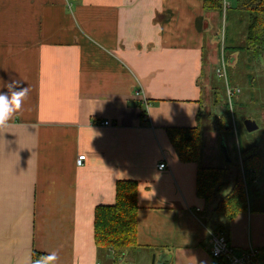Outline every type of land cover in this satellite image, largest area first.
I'll return each instance as SVG.
<instances>
[{
	"label": "crops",
	"instance_id": "obj_1",
	"mask_svg": "<svg viewBox=\"0 0 264 264\" xmlns=\"http://www.w3.org/2000/svg\"><path fill=\"white\" fill-rule=\"evenodd\" d=\"M237 2L220 14L204 0H0V92L11 95V80L28 88L0 128V264H33L36 252L111 264L98 258L95 210L115 204L119 181L138 185L139 248L118 264H212L211 235L224 228L240 253L264 250V212L229 225L207 209L198 164L181 162L167 134L197 127L205 49L213 64V27Z\"/></svg>",
	"mask_w": 264,
	"mask_h": 264
},
{
	"label": "trees",
	"instance_id": "obj_2",
	"mask_svg": "<svg viewBox=\"0 0 264 264\" xmlns=\"http://www.w3.org/2000/svg\"><path fill=\"white\" fill-rule=\"evenodd\" d=\"M223 6L224 0H204L205 11L222 14ZM235 17L236 19L239 17L237 25L244 23L242 34L244 41L241 45H233V39L230 41L226 39L225 52L230 55L242 53L249 56L251 60L262 58L264 56V0H238L237 7L227 11L226 22L234 20ZM213 90L214 95L220 99L225 93L227 94V88L224 85H215ZM202 115L201 112L197 116L196 128L167 129L169 140L179 160L183 163H196L199 166L197 196L205 201L207 209L223 215L229 225L249 209L264 212V209L251 208L254 196L261 197L254 185L257 183L256 176L262 175L263 169L260 145L244 146V141L238 136L237 146L242 159L243 173L238 171L237 178L232 179L227 168H204L201 162L205 148L206 126ZM227 116L229 117L230 114ZM228 121L221 119L218 121V126L225 129L230 125L229 118ZM253 134L248 136L251 137ZM234 148L237 150L236 147ZM138 212L137 183L119 181L116 185L115 204L98 206L95 210V243L100 261L105 259L111 264H118L126 253L139 248ZM222 231L228 235L227 229L224 228ZM261 251L264 258V250ZM32 260L33 264H47L51 261L48 256L37 252L33 254Z\"/></svg>",
	"mask_w": 264,
	"mask_h": 264
},
{
	"label": "rangeland",
	"instance_id": "obj_3",
	"mask_svg": "<svg viewBox=\"0 0 264 264\" xmlns=\"http://www.w3.org/2000/svg\"><path fill=\"white\" fill-rule=\"evenodd\" d=\"M237 19L235 17L234 22L231 24L226 22V19L222 21L220 19L218 27H213V31L218 37L215 40L218 54H216L217 57L213 64L211 50L205 49L204 77L201 86L203 87L202 101L204 105L202 116L205 119L207 146L203 155V164L211 168H227L231 178H237L238 171L241 174L243 173L242 159L237 146L238 136L244 141V146L259 144L261 157H263V169L262 175L256 176L257 183L254 185L260 196H264V56L257 60H251L247 55L234 53L236 59L234 61L233 58L230 60V53L225 52L226 39L228 41L233 39V45H241L244 41L242 40L244 23L240 26L237 25ZM227 30L228 33H226ZM206 79H210V81H206ZM215 85H224L225 88L228 85L233 95L229 96L227 91V94L223 93L221 99L218 98L217 95H214L213 88H215ZM221 100L222 103H220ZM227 114H230V116L228 117ZM228 118L230 127L226 125L227 127L223 129L224 127L218 126L219 120L225 119L228 121ZM248 119L255 121L259 127L251 137L248 136L244 128V123ZM215 133L218 137L216 136V140L215 136L212 138L213 143L215 142V153H213L209 141L210 134L215 135ZM219 141L220 147L224 142L228 144L230 163H228L220 147L218 148ZM261 205L264 207V201ZM237 253L240 254V251L237 250Z\"/></svg>",
	"mask_w": 264,
	"mask_h": 264
},
{
	"label": "built area",
	"instance_id": "obj_4",
	"mask_svg": "<svg viewBox=\"0 0 264 264\" xmlns=\"http://www.w3.org/2000/svg\"><path fill=\"white\" fill-rule=\"evenodd\" d=\"M228 95L232 96L233 92L227 85ZM236 92V91H234ZM141 93L138 91L137 96ZM146 108H149L147 100H143ZM104 126H110L109 122H105ZM86 161L85 155H79L77 158V166L82 167ZM168 169L166 163H160L158 170L164 171ZM211 258L212 264H264V258L261 254L260 249L250 248L246 251H242L240 254L237 253L236 248L231 244L227 236L221 231L211 235Z\"/></svg>",
	"mask_w": 264,
	"mask_h": 264
},
{
	"label": "clouds",
	"instance_id": "obj_5",
	"mask_svg": "<svg viewBox=\"0 0 264 264\" xmlns=\"http://www.w3.org/2000/svg\"><path fill=\"white\" fill-rule=\"evenodd\" d=\"M17 83L18 81L11 80L3 84V87L7 88L9 92H11V95H9L8 92H0V128L5 127L16 113L21 110L23 101L28 95V88H20L19 91H11L13 86ZM49 255L52 256L53 259L48 261L47 264H53L57 256L55 253Z\"/></svg>",
	"mask_w": 264,
	"mask_h": 264
},
{
	"label": "water",
	"instance_id": "obj_6",
	"mask_svg": "<svg viewBox=\"0 0 264 264\" xmlns=\"http://www.w3.org/2000/svg\"><path fill=\"white\" fill-rule=\"evenodd\" d=\"M244 128L248 134H252L259 129L257 123L253 120H250V119L245 121ZM221 149H222V152L225 154L224 156H226V158H227L228 154L226 152V148L224 147V145L221 146ZM228 162L230 163L231 161L228 159ZM164 258L165 257H162V259H164ZM162 259L160 262H156V257L153 256L152 264H164V263H162Z\"/></svg>",
	"mask_w": 264,
	"mask_h": 264
}]
</instances>
